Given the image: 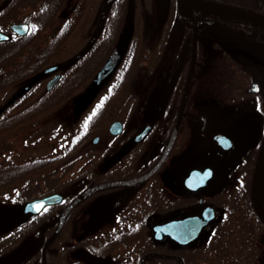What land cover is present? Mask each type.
Instances as JSON below:
<instances>
[{
    "label": "rangeland",
    "instance_id": "obj_1",
    "mask_svg": "<svg viewBox=\"0 0 264 264\" xmlns=\"http://www.w3.org/2000/svg\"><path fill=\"white\" fill-rule=\"evenodd\" d=\"M245 1L247 2V0ZM169 10L167 0H147L145 11H140L139 8L135 9L133 13L135 26L130 28V32L132 38H136L135 45L133 44L135 46L133 51L136 48V59L133 62L132 70L127 73L122 86L115 91L114 95H110L109 92L120 79L121 74H118L122 59H109L104 67L99 66L101 59H104L103 53L109 44L102 42L98 43L97 46L94 45L92 42L94 41V10L83 9L79 11L80 18L69 36L64 51L68 57L69 55L74 56L83 53L93 44L94 70L98 68V71L94 74H89L87 71L82 73L87 70L86 67H82L81 73L84 76H87L88 73V77H85L82 81L83 84L76 92L74 88L76 86L78 88L77 82L71 85L69 90L73 92L65 103L36 116L23 126H18L16 130L3 134L0 137V157L3 155L0 163L9 160L16 162L41 157H58L60 155V152L56 151L58 146L67 148L72 145L73 139L81 133L84 122L89 117L94 118V128L99 127V129L90 133L89 138L87 137L84 141L76 142L73 150L75 152H70L50 166L48 165V171L59 169L62 166H70L69 169L72 171V169L84 166L90 158L94 165V155L97 152L94 143H92V138L98 136L100 144H102L107 138L108 126L117 120L124 122L123 134L116 141L118 144L125 142L127 136L132 139L133 135L146 124L152 125V132L146 135L144 141L135 151L132 150L133 152H131V149H127L124 154L107 155L102 158L101 165L115 160H119L118 163H126L129 161L130 152V154L135 153L133 160L136 164L145 165L146 161L149 163L155 159L161 145V141L157 140V130L160 125L158 118L164 112V106L160 103L172 93L173 84L177 83L175 77L183 73L188 59L186 52L189 51V33L185 34V29L180 23L179 27H172L171 21H169L172 19V12ZM196 14L198 16V13ZM60 20L58 19V21ZM140 21L144 23L141 24ZM56 23H52L48 28L49 34L55 33ZM140 24L142 28H139ZM207 28L210 31L213 26ZM213 30L210 33L213 37L220 36L227 41L234 47L229 48V50L235 51L233 53L236 57L240 55L239 57L248 63L245 67L247 70L237 71V69L229 68L225 73L210 76L207 84L211 87H204L203 84L206 83L209 71L199 65V51L202 50L204 57L209 58L212 49L211 41L202 39L203 36H206L205 33L202 34L205 31H200V33L197 31L196 68L194 73H188L191 80L189 79L190 82L183 89L180 105L183 102L186 106L194 107V112L199 113L204 119H201L199 124H195L190 134L186 136L187 138L185 137L186 133L182 134V138L178 141L181 146L178 151L180 154L178 162L171 163L168 161V167H162V172L158 173L156 188L160 192L163 191L169 201L176 202L181 196H187L182 181L191 168L190 165L197 163L200 157L211 155L210 161L212 165H215L214 178L201 190L202 195L218 205V208L215 207L218 216L227 210L232 214L234 220L242 223V226L236 225L242 234V240L245 239L247 242L251 241L250 243L259 245L257 252L249 258L250 264H264V228L256 222L247 204L242 206L238 203L240 198L244 197V193H242L243 196L241 193L240 195L235 194L234 181L227 176L229 170L233 168L232 166L239 162L245 153L254 151L258 147L264 131V114L257 108L254 95L228 93L230 89L226 87L222 89L221 86H217V89L221 91L219 97L214 91L215 85H213L221 81L222 76L227 73H233L237 77L236 79H241L243 78L242 74H247L253 78V81H257L264 90V30L231 23H226L223 26L216 25ZM214 32L216 33L213 34ZM184 34L187 37H184ZM181 67L182 72L180 73ZM180 75L179 83H177L178 89L177 85L175 88L178 95L183 78ZM228 78L233 81L232 76H228ZM248 80L249 78H246L247 82ZM15 89L11 87L0 92V111L15 100ZM107 96L112 97V100L109 105L105 104V110L102 111L103 100L107 99ZM172 99L177 100V97L174 96ZM18 110L16 108L13 112L16 113ZM183 122H186V119H183ZM57 127L63 128V131L57 130L55 139H51L50 137ZM64 131L67 136L61 139ZM216 133L228 137L233 144L231 149L222 153L223 155L220 157H214L213 135ZM102 173L105 172L98 174ZM57 174L59 175V173ZM69 174L64 173L62 180H65ZM136 175L126 177L124 180L132 179ZM110 180L112 179H105V181ZM149 181L146 179L136 183L134 190L145 186ZM21 189L22 183L20 182L0 189V264H14L16 262H27L28 264V260L31 259L34 251L40 245L39 239L35 237L38 229L35 228L36 220L31 215L23 213L24 199L16 194ZM76 189L75 186H68L66 189L60 187L58 188L59 191L56 192L64 197H69L77 191ZM259 192L261 195V183ZM113 196L114 193L112 192L100 197L93 195L79 208H76L67 223L65 219H61L59 225L53 226V228L57 226L56 234L64 226L57 242L47 250L49 255L54 257V264H131L129 249L122 244L115 245L112 249L103 252L99 251L102 243L117 233L114 230V221L112 222L108 216L111 208H113ZM200 209L201 207H198L194 212H199ZM54 215L55 213L49 212L43 217L52 218ZM149 222L151 226L160 221L154 215ZM24 226L28 227L27 231H23L22 227ZM206 232H203L197 240L201 242ZM145 234H150V231L145 230L143 235ZM93 239L94 241H92ZM77 242H93L94 251L89 250L83 244L76 245ZM241 260L243 261V259ZM246 261L248 260H244L245 264ZM30 264H38V262L33 259Z\"/></svg>",
    "mask_w": 264,
    "mask_h": 264
},
{
    "label": "flooded vegetation",
    "instance_id": "obj_2",
    "mask_svg": "<svg viewBox=\"0 0 264 264\" xmlns=\"http://www.w3.org/2000/svg\"><path fill=\"white\" fill-rule=\"evenodd\" d=\"M249 1L256 2L258 0ZM167 2L170 10L175 9L176 11L181 13L183 17L186 16V13L195 11L197 9L192 5L178 2V0H167ZM222 2L234 3L232 1ZM128 7H130V18L132 19L129 20L128 27L124 36L121 37ZM245 7L252 8L249 6ZM52 8L54 9L53 14L51 12ZM137 8H139L140 11H145V9L147 8V0H0V33H3L8 37L7 40H0V50L3 49V47L9 49V56L12 59V67L13 65L15 66L16 73H19V69L22 65L29 66V78L24 81H18L13 86L14 88H16L14 96L15 100L13 101L16 105V108H18V106L22 103L43 104L49 108L51 106L56 107L62 103H65L67 98L72 95L73 91L69 90V88L73 84L71 83L70 77L72 71L76 70L74 69V66H76L77 68L79 63L78 59L81 57L82 53L75 54L74 56L69 55L68 57V54L66 55L64 48L66 47L71 32L76 27L77 22L80 18L79 11H82L83 9L94 10V41H92L94 42V45L97 46L98 43L102 42L109 44V47L105 49L103 53L104 59H122L121 65L119 66V73L125 71L126 69H128L127 72L130 73L132 67H126L129 65V61L131 59H133L134 61L136 59V48L133 51V48L135 47L133 46V44L135 45L134 42L136 41V38H132L130 28H133L135 26L133 13ZM57 18L61 20L58 21ZM185 20L187 19L182 18L180 24L182 26H189L191 20L188 22V24L185 22ZM52 23H56L55 26L57 28L55 30V33L49 34L48 28ZM140 23L143 24L144 22L140 21ZM16 24L25 25L26 32L24 34H19L14 31L12 27ZM141 24L139 25V28H142ZM207 24V22L200 24L198 32L200 33V31H205L202 32V34L205 33L206 36H203L202 39H204L205 41H211L212 54L211 56H209V58H205L203 55L204 52H202V50L198 48L200 50L198 61L201 67L203 66L209 71V76L207 77L206 83L203 84V86H208L210 88L211 86L207 84V80L210 79V76L225 73V71H227V69L229 68L237 69V71H246L247 69L245 67L248 65V63L245 60H242L243 58L239 57L240 55L236 57L235 53H233L235 51H233L232 49L229 50V48H234L231 46V44H228V42L222 39L220 36L213 37L212 34H210L214 31L213 29L216 25L223 26L226 24L225 22L211 20L209 21L208 26H206ZM68 26L72 29L70 30L69 34L66 30ZM210 26H213V28H211V30L209 31V28L207 27ZM215 33L216 32H214L213 34ZM181 45L182 47H184L183 44ZM196 49L197 37L195 44V52L197 56ZM181 50L182 49L180 47V51ZM0 57H2V54H0ZM187 58V64L183 70V73H181L183 66L180 69L181 75H179L183 77L181 80L182 87L180 91L183 89L185 77L187 76L189 70L190 53H188ZM195 61L196 58L194 59L192 73H194L196 68ZM228 64L229 67H227ZM30 65L32 67H30ZM51 67L55 68L51 69ZM57 75L59 77L56 82L50 88H47V84L49 83V81ZM179 75L175 77L177 79V83H179ZM45 78L48 79L45 80ZM177 83L173 84L174 86L172 89V93L169 95V97L165 101H162L160 103L164 106V108L168 107V109L167 111L163 110V115L158 118L160 121V125L158 124L159 129L157 130V140L161 141V145L159 144L160 146L158 149V153L156 154L157 157H155V164L149 165L150 162L147 163V161L145 165L136 164L133 160L135 153L130 154L131 152H133L132 150L135 151V149L139 147L146 138L145 136L141 140H136V137L145 126L138 132H136L133 135L132 139L131 137L127 136V140L121 144L116 143V141L117 138L123 134L122 131L124 122H121L122 129L120 133L116 135L109 132L108 126L106 133L107 138L102 144H100L98 136L92 138V143H94V146L96 148L95 151L97 152V154L95 153L94 155V196L100 197L101 195L109 194L110 192L114 193V196L112 197L114 202V204L112 205L113 208H111V211L108 214L111 219L108 216L107 218L112 220V222L114 221V230H116L117 233H127L130 231L144 234L146 226L143 223V219H145L146 200L148 199L149 195L150 197L154 196V198L158 200H163V198L167 196H165L163 191L160 192V190L156 188L157 178L159 175L158 173L162 172V167H168V161H170L171 163L178 162L180 155L178 151L181 148L178 141L182 138V134L184 135V133H186L185 137L188 136L195 124H199V121L201 119H204L201 115H199V113L194 112V107L186 106L184 104L178 132L176 133L173 141L168 147L171 141L170 133L178 116V107L182 95H178V93L176 92V85L178 89ZM213 85H215L214 91L217 92L218 96L220 97L221 91L217 89V86L219 85ZM79 88L80 85H78V88L76 86V88H74L75 92ZM248 88L249 86L246 88V93H248L247 96H253L252 93L248 92ZM260 90L263 91V89L261 88ZM174 96L177 97V100L172 99ZM257 98L258 97L256 96V100ZM87 119V121H93L94 123L93 117H89ZM183 119H186V122H188H183ZM60 129L61 131H63V128L60 127ZM98 129L99 127H95L94 129L91 128L90 132L94 133V131L96 132ZM62 135L63 138L67 136L65 131L64 133H62ZM215 135H217V133L213 135V144L215 147L214 157H220L221 155H223L222 153L230 150L233 144L231 142L230 148L223 149L216 143L214 139ZM116 144H118V146H116ZM127 149H131L129 155L126 154L129 156L128 162L118 163L119 160H115L114 162L112 161L101 165L102 158H104L105 156L112 155L114 153L124 154V151H126ZM166 149L167 153L165 152ZM256 150L257 148L254 151L251 150L245 153L241 160L234 164L232 166L233 168L230 169L229 172L227 171L228 178H231L234 181V188L236 191L235 194L240 195L241 193V196H243V188L248 177H250V185L251 174H249L247 166L251 158L253 157V153L256 154ZM138 155L141 156V154ZM210 158L211 155L200 157L197 163L190 165L191 168L188 170V172L194 168L200 171L204 170L205 168H210L212 171V175L203 188H200L196 191L186 190L188 194H190L191 197H195L196 201L199 203V206H197L196 208L201 207V209L199 210V212H194L192 210L189 213H183V216L200 215L202 209L205 206H212L209 203H204V198L206 197L202 195L201 192V190H203L214 178L215 165H212ZM97 172L105 173L98 174ZM188 172L186 173V175L188 174ZM134 174H137L136 176H133L134 178L124 180V178L132 176ZM185 176L183 177V180ZM106 178H111L112 180L105 181ZM146 179L150 181L146 183L145 186L140 187L135 191L134 188L137 185L136 183H139ZM99 180L103 181L99 182ZM103 191H106L107 193H101ZM166 198L168 199V197ZM238 203L242 206H246L245 197L240 198ZM248 203L251 209L249 196ZM212 208L214 209L215 207L212 206ZM214 210L216 213V208ZM215 219L208 222L203 230H208V226L212 222H214ZM136 220H139L138 224H136ZM236 222L239 226H241L237 220H235V223Z\"/></svg>",
    "mask_w": 264,
    "mask_h": 264
},
{
    "label": "trees",
    "instance_id": "obj_3",
    "mask_svg": "<svg viewBox=\"0 0 264 264\" xmlns=\"http://www.w3.org/2000/svg\"><path fill=\"white\" fill-rule=\"evenodd\" d=\"M220 1H232L236 4L249 6L254 9H263L264 10V0L252 2L247 0H220ZM54 9L52 8V14ZM172 12L171 21L172 27H179V23L182 18H185V22L188 24L190 21L186 16H182L175 9L169 10ZM211 20L223 21L225 23L243 25L249 28H254L257 30H264L263 27L252 25L249 23L231 20L227 18L217 17L208 13H201L199 17H197V25L204 22H209ZM67 27V26H66ZM65 27V28H66ZM185 29V34H190V28L188 25L183 26ZM64 28V29H65ZM67 33L69 34L71 27L68 26L66 28ZM184 34V36H186ZM187 37V36H186ZM84 53V54H83ZM78 59V66H74L75 71L73 70L71 73V83L77 82L78 85L83 84L85 77L82 73L85 71L89 72V74H94V72L98 71V68L94 70V45L91 44ZM0 90L5 91L11 87H13L18 81H24L29 78L28 69L29 66L22 65L19 69V73H16L15 66L12 67V59L9 56V49L3 47L0 50ZM88 59V60H87ZM90 60V61H89ZM133 59L129 61V65L126 67L130 68L133 65ZM108 62V59H101L99 66H105ZM33 65V63H32ZM30 67H32L30 65ZM86 67L87 70H84L81 73V68ZM229 67V64L227 65ZM238 67V66H237ZM80 69V71H79ZM132 70V69H131ZM130 70V71H131ZM80 73H79V72ZM128 69L121 74L119 81L115 84L111 89L109 94L114 95L116 90L122 86L125 76L127 75ZM93 72V73H92ZM244 73V72H243ZM228 76H232L233 81H231ZM243 78L236 79L237 77L233 75V73H227L222 76V80L216 82L217 85L221 86L222 89L224 87L230 89L228 93L233 92L239 94L247 95L246 88L249 86L250 82L253 78H250L247 74H242ZM127 77V76H126ZM246 78H249L248 82ZM248 83V84H247ZM181 95V92H179ZM257 98V107L260 112L264 114V95L263 91L256 95ZM112 97L107 96V99L103 100L102 111L105 110V104L109 105ZM53 108L52 106L46 107L43 104L36 103H22L18 106V112L14 113L16 110V105L12 101L10 102L4 110L0 111V137L3 134H7L10 131H14L18 126H23L25 123H28L36 116L41 115L44 112H47L49 109ZM168 107L164 108L167 111ZM94 129V123H90V121H85L83 125V129L81 133L73 139L72 145H69L67 148L63 146H58L56 151L60 152L58 157L53 158H36L32 160H24V161H16L12 162L9 160L8 162L0 163V189L8 187L12 184H16L18 182L22 183V189L17 191V196H20L25 201H29L36 197H41L56 191H59L58 188L62 187V189H66L68 186H75L77 191L72 194V196L64 197L63 201L55 206L45 208L40 214L32 216L36 220L37 232L35 233V237L39 239V246L34 251L31 259L28 260V264H30L33 259L41 264L42 257H46L47 264H54V257L49 255L47 250L53 244H55L59 238V234L63 232L64 226L60 229V231L56 234V228H53L54 225H59L61 221V217L65 210L71 206V208L67 211L65 216V221L69 220L72 217V214L75 212L76 208H79L81 204L85 201L89 200L94 195V190L85 196L82 194L86 191L94 189V165L92 161L89 159L88 162L77 169H69L70 166H62L59 169L48 171V165L54 163L59 158L69 154L75 149V144L84 141L90 135V129ZM60 127L56 128V131H53L51 139H55L56 133L58 132ZM61 136V135H60ZM63 135L61 136V139ZM77 142V143H76ZM74 144V145H73ZM66 149V150H65ZM254 154L248 164L249 174H251L253 162H254ZM3 157V155H2ZM0 157V159H2ZM155 160L150 164H154ZM149 164V165H150ZM68 167V168H67ZM59 173V175L57 174ZM64 173H70L69 176L62 180ZM249 179L245 181L244 185V197L245 203L249 207L248 203V191H249ZM103 180H99L101 182ZM15 192V191H14ZM164 196V195H163ZM23 201V200H22ZM204 203H209L210 205L217 207L215 203L204 198ZM199 206V203L196 201L195 197L191 196H181L178 201H169L166 197L163 200H158L151 196L146 200L145 207V219H143V223L146 226V230L150 231L149 222L150 218L154 215H157L158 221H164L168 218L179 217L183 213H189L193 209ZM218 208V207H217ZM250 208V207H249ZM251 211V209H250ZM55 213L52 218H44L47 213ZM252 212V211H251ZM253 215V213H252ZM254 217V216H253ZM255 218V217H254ZM53 220V221H52ZM256 222L259 224L257 219ZM57 223V224H56ZM139 223V220H136V224ZM242 226V223H239ZM237 222L232 217V214L227 210L223 211L220 214L217 220L212 222L208 226V230H206V235L202 238L197 244H190L187 246H178L174 242H172L168 238H163L161 241L153 240L150 234H139L136 232H127V233H115L113 236H110L104 243H102V247L99 249L100 252H103L107 249H112L115 245L118 246L122 244L124 247L128 248V253L130 257L131 264H140L141 257L145 256L144 264H178L174 259V256L180 257L182 264H250L249 258L253 253H256L259 245H255V243L247 242V240H242V234L239 229L236 227ZM260 225V224H259ZM239 226V225H238ZM50 227V228H49ZM262 227V226H261ZM23 231H27L28 227H22ZM137 228V227H136ZM263 228V227H262ZM94 241V239L92 240ZM200 242V243H199ZM83 244L89 250L94 251V243L93 242H77L76 245ZM44 247V248H43ZM244 247H247L244 249ZM192 248V249H191ZM243 259V261L241 260ZM14 264H27L16 262ZM76 264V263H72Z\"/></svg>",
    "mask_w": 264,
    "mask_h": 264
},
{
    "label": "water",
    "instance_id": "obj_4",
    "mask_svg": "<svg viewBox=\"0 0 264 264\" xmlns=\"http://www.w3.org/2000/svg\"><path fill=\"white\" fill-rule=\"evenodd\" d=\"M178 2L186 3L189 5L194 6L195 8L206 12L211 15L224 17L228 19H234L239 21H245L253 24H257L260 26H264V12L258 11L255 9L243 7L233 3H226L217 0H178ZM192 19V54H191V66L190 72L194 62V45H195V35H196V23H195V15L191 17ZM130 20V7H128L126 17H125V24L121 34V37L124 36L128 23ZM14 31L19 34H24L26 32V26L22 24H16L12 27ZM8 37L0 33V40H7ZM55 67H51L53 69ZM58 75L53 77L49 83L47 84V88H50L58 79ZM189 75L186 80V85L189 81ZM250 93H257L259 91V86L256 83H253L248 90ZM184 101V99H182ZM183 102L180 105V113L182 110ZM179 122V120H178ZM178 122L176 124V128L178 126ZM122 129V124L120 121H113L109 126V132L111 134H118ZM150 129V125H146L144 129L138 134L136 140L142 139ZM176 131V129H175ZM216 143L223 149H228L231 147V141L228 137L223 135H216L214 137ZM264 135L260 141L254 165L252 171V178L250 184V204L252 210L258 220L264 226V211L260 207V202L262 203V198L259 193V184H260V177L264 175ZM212 171L210 168H205L204 170L200 171L198 169H192L189 171L187 176L184 178L183 185L188 190H197L203 188L206 185V182L211 178ZM62 201V196L58 193H54L39 199H35L29 201L24 204L23 206V213L24 214H38L45 208L46 206L58 204ZM215 217V211L210 206H205L201 214L193 215V216H186L179 219H172L168 220L164 223L154 225L152 227L153 237L156 240H161L163 236H168L170 239L174 240L175 242L186 245L192 241H194L197 236L199 235L200 231L205 227L209 221L213 220ZM63 220V217H62ZM145 257L141 259V263H143ZM177 262L181 264V260L178 257H175ZM43 264H45L43 262Z\"/></svg>",
    "mask_w": 264,
    "mask_h": 264
},
{
    "label": "bare ground",
    "instance_id": "obj_5",
    "mask_svg": "<svg viewBox=\"0 0 264 264\" xmlns=\"http://www.w3.org/2000/svg\"><path fill=\"white\" fill-rule=\"evenodd\" d=\"M264 167V165H263ZM260 207L262 208V210L264 211V205L260 202Z\"/></svg>",
    "mask_w": 264,
    "mask_h": 264
}]
</instances>
